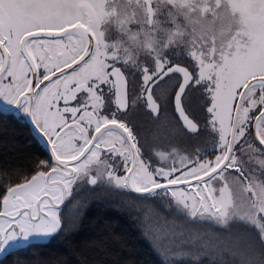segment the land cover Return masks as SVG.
<instances>
[{"label": "snow or ice", "instance_id": "1", "mask_svg": "<svg viewBox=\"0 0 264 264\" xmlns=\"http://www.w3.org/2000/svg\"><path fill=\"white\" fill-rule=\"evenodd\" d=\"M66 9L67 0H0V146L20 161L0 163V264H77L73 256L78 264H144L126 239L125 216L156 264H202L205 256L211 264L217 250L240 247L243 237L224 240L183 225L212 209L226 222L207 181L220 174L227 182L225 170L249 155L237 147L249 133L259 135L251 143L264 164V79L241 96L243 120L219 133L213 157L184 156L179 167L161 157L154 166L127 125L105 110L99 54ZM167 88L162 82L161 92ZM21 132L32 150L20 146ZM86 221L105 242L83 234Z\"/></svg>", "mask_w": 264, "mask_h": 264}, {"label": "flooded vegetation", "instance_id": "2", "mask_svg": "<svg viewBox=\"0 0 264 264\" xmlns=\"http://www.w3.org/2000/svg\"><path fill=\"white\" fill-rule=\"evenodd\" d=\"M184 1L189 7H180ZM201 1L67 0L66 11L74 27L91 36L92 47L99 54L95 67L107 81L99 85L105 110L109 114L115 112L116 117L127 125L144 157L151 159L154 166L160 164L161 157L167 165L175 162L176 167L184 156L192 160L213 157L219 148V133L232 132L235 108L242 91L254 79H264V51L261 66L250 63L239 67L235 64L236 59L245 58L242 52L250 48L246 47L247 33L242 35V28H238L241 19L234 9L235 2L243 0H204L207 1L206 9L202 8L204 1ZM261 2L264 4V0ZM235 37L244 40L237 43ZM170 38L173 39L172 47L169 46ZM233 41L234 46L229 47ZM176 44L180 52L190 55L187 65L176 64ZM212 49L213 54H210ZM197 53L206 56L205 70L196 64L197 58H192V54ZM222 60L227 61L225 65ZM176 65L185 67L191 76L182 95V109L196 123L197 128L192 132L183 128L180 122L181 126L176 127L174 98L181 77L169 74L157 81L162 73ZM201 70L204 75L195 78ZM162 82L168 85L164 93L160 89ZM220 85L228 91L231 88L230 92L235 87L237 95L226 125L221 129L213 124L212 115L213 92L217 90L213 87ZM247 90L243 96L248 94ZM195 94L204 96L203 109L193 107L191 99ZM193 109L198 110L203 121L197 122L192 117ZM242 120L243 112L240 111L235 128ZM252 122L255 126V115ZM114 131L123 133L118 126ZM123 135L127 136V133ZM254 136L259 139L258 133H249L237 145L249 154L244 156L240 167L226 170L237 175L241 182H248L252 177L253 181L257 180L254 171H247V162L254 166L261 158L253 151L256 147L251 143ZM232 142L236 143L235 140Z\"/></svg>", "mask_w": 264, "mask_h": 264}, {"label": "rangeland", "instance_id": "3", "mask_svg": "<svg viewBox=\"0 0 264 264\" xmlns=\"http://www.w3.org/2000/svg\"><path fill=\"white\" fill-rule=\"evenodd\" d=\"M204 1V0H202ZM201 1V2H202ZM182 6L180 7H189L188 3L181 2ZM207 1L203 2V9H206ZM264 4L261 0H243L241 2H235L234 9L236 13L241 19V24L238 28H242V35L244 32L247 33V51L242 52L240 59L235 60V64L242 67L244 65H254L257 64L259 66L263 65L261 62V58L263 57L262 52L264 51ZM262 8V9H261ZM262 11V14H259ZM169 24V23H168ZM166 23V25H168ZM172 27V26H170ZM245 33V34H246ZM245 38V36H244ZM244 38H234L235 42L239 43ZM234 46V41L229 44V47ZM214 49L211 50L210 54H213ZM236 55V54H235ZM190 56V55H189ZM192 58L196 59V64H200V66L205 70L204 63L206 64V56L202 53H197V55L192 54ZM223 62V60H222ZM224 62H227L226 60ZM223 64L225 65V63ZM167 63V62H166ZM234 64L233 61L230 62ZM238 67V68H239ZM227 68V66H225ZM204 70H201L199 73L196 74L195 78L204 75ZM237 78V76H236ZM234 84V83H233ZM230 85L229 87H231ZM193 89V87H192ZM213 89V103H212V115H213V124L216 128H223L226 125V122L229 118L231 110L234 106V101H236L237 95L235 93L236 88H232L231 92L229 88H225L224 86L220 85L218 88L214 86ZM203 95L200 94V97ZM197 101V99H196ZM189 110V109H188ZM190 111V110H189ZM192 117L197 120L199 118L198 110L193 109L191 112ZM196 113V114H195ZM196 117V118H195ZM173 144V142H172ZM259 158V157H258ZM261 161V158H259ZM256 161L255 165L253 166L251 162L248 163L247 171H254L255 178L257 180L253 181V177L250 181L241 182L237 178V175H233L232 172L225 170V175L227 176V182L222 183L220 174L217 176L212 177L211 180H208V185L216 190L217 196L216 199L222 201L224 205L223 211L226 214V222L233 219L234 217H247L250 220L257 222V221H264V164L259 163ZM246 163V164H247ZM176 164L179 163L176 161ZM180 166V165H178ZM204 187V184H201V188ZM207 196V193H205ZM161 201L167 199V197H158ZM211 203V200L209 201ZM220 213L217 212L215 209H212L206 213H204V218L206 220L213 221L218 225H223L225 223L219 222ZM196 218L201 219L198 215Z\"/></svg>", "mask_w": 264, "mask_h": 264}, {"label": "trees", "instance_id": "4", "mask_svg": "<svg viewBox=\"0 0 264 264\" xmlns=\"http://www.w3.org/2000/svg\"><path fill=\"white\" fill-rule=\"evenodd\" d=\"M172 41L173 39L170 38V47L173 46ZM180 47L184 46L180 45ZM189 58V54L180 52L179 45L176 44V64L187 65ZM194 97L197 99L195 106L203 109L204 96L200 97L195 94ZM196 119L197 122L203 121V117ZM180 126L176 118V127ZM25 137L26 133L21 132V135L18 137L20 146H28L32 150L29 141ZM18 156L19 153L12 151L11 148L5 149L3 146H0V163L17 164L20 162L17 159ZM89 212L90 214H94L95 209H90ZM164 215L170 214L164 213ZM181 219L183 218H178V225ZM97 222L102 223L103 221ZM122 226L127 233L126 239H128V244L136 245L139 258L144 261V264H156L157 258L146 247L137 243L138 227L135 220L129 219L126 216L122 217ZM183 226L209 235H215L224 240L235 237L244 238L240 247L226 245L222 249L217 250L214 254L215 259L211 261V264H264V221L262 220L254 222L247 217L238 216L223 225H218L210 220L196 218L188 220ZM82 232L85 236H91L97 243L105 242L103 234L94 226L88 224L87 221L82 228ZM114 247H118V245H114ZM72 259L78 264L77 257L73 256ZM202 264H209V257L205 256Z\"/></svg>", "mask_w": 264, "mask_h": 264}, {"label": "water", "instance_id": "5", "mask_svg": "<svg viewBox=\"0 0 264 264\" xmlns=\"http://www.w3.org/2000/svg\"><path fill=\"white\" fill-rule=\"evenodd\" d=\"M150 13H151V8H150ZM169 74H176V75L180 76L182 79L181 84H180L179 88L177 89L176 94H175V98H174L176 116H177L178 121L182 125V127L185 128L186 130H188L189 132H192L197 128L196 123L182 109V95H183L184 90L186 89V87H187V85L191 79L190 73L185 67L176 65V66H173V67L167 69L164 73H162L157 78V81L164 79ZM248 86H246L244 88V90L242 91L240 98L237 102V105L235 108V113H234V119H233V129H235V126H236V119H237V115H238L237 109L240 108V104L242 101L241 96H243V94L247 90ZM233 129H232V131H233Z\"/></svg>", "mask_w": 264, "mask_h": 264}]
</instances>
